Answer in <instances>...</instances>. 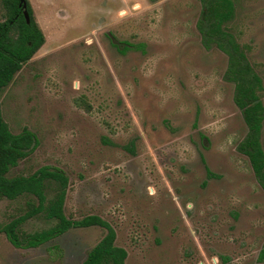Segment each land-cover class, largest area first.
Segmentation results:
<instances>
[{"label":"rangeland","instance_id":"1","mask_svg":"<svg viewBox=\"0 0 264 264\" xmlns=\"http://www.w3.org/2000/svg\"><path fill=\"white\" fill-rule=\"evenodd\" d=\"M232 1L226 26L247 46L264 106V0ZM27 3L45 42L0 93V111L12 134L26 128L38 145L9 176L64 172L65 215L113 227L125 264H264V190L238 150L247 127L227 55L203 42L200 1ZM122 42L143 48L122 54ZM260 142L264 151V120ZM44 185L52 198L56 184ZM27 202L36 199L1 198L0 228ZM54 223L41 213L20 231ZM104 234L72 228L19 249L0 231V264H82Z\"/></svg>","mask_w":264,"mask_h":264},{"label":"trees","instance_id":"2","mask_svg":"<svg viewBox=\"0 0 264 264\" xmlns=\"http://www.w3.org/2000/svg\"><path fill=\"white\" fill-rule=\"evenodd\" d=\"M199 1L202 9L198 26L203 42L206 45H215L227 55L226 80L234 84L233 100L236 107L241 110L247 127L246 137L238 150L248 158L252 172L261 189L264 190V151L260 142L264 120V106L259 98V91L263 88L261 79L247 61L245 54L247 46L239 45L227 29L226 25L234 17L233 1ZM2 6L4 20L0 21V93L45 42L28 3V23L22 15L18 0H2ZM116 47L122 54L130 49L143 48L141 45L133 46L126 42L118 43ZM37 145L36 135L26 128L19 134H12L0 111V199L13 201L26 195L36 199V204L27 202L28 210L23 215L12 218L0 228L8 242L19 249L37 248L72 228L99 226L105 230V234L87 252L82 264H125L127 252L116 245L113 227L96 215H88L80 220H73L65 215L64 203L68 179L64 172L43 167L29 175L9 176L11 168L27 158ZM206 171L208 176L214 177L208 169ZM47 181L56 184L50 199L45 195L44 183ZM41 213L48 220H54V225L39 232L20 231L23 222ZM257 261L264 262V244L258 252Z\"/></svg>","mask_w":264,"mask_h":264},{"label":"water","instance_id":"3","mask_svg":"<svg viewBox=\"0 0 264 264\" xmlns=\"http://www.w3.org/2000/svg\"><path fill=\"white\" fill-rule=\"evenodd\" d=\"M19 1V7L22 9V15L24 16L26 22H29V15L27 11V3L26 0H18Z\"/></svg>","mask_w":264,"mask_h":264}]
</instances>
